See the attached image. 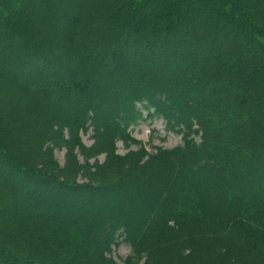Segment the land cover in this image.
<instances>
[{
  "label": "trees",
  "instance_id": "1",
  "mask_svg": "<svg viewBox=\"0 0 264 264\" xmlns=\"http://www.w3.org/2000/svg\"><path fill=\"white\" fill-rule=\"evenodd\" d=\"M84 3L87 19L104 13L95 29L53 20ZM0 23V58L26 59L28 78L0 68V264H264V191L253 181L264 186V0H0ZM199 25L219 27L220 46ZM67 62L81 91L63 110L28 85ZM146 118L182 143L146 150L129 133ZM38 201L83 214L33 213ZM120 243L130 252L119 263Z\"/></svg>",
  "mask_w": 264,
  "mask_h": 264
},
{
  "label": "rangeland",
  "instance_id": "2",
  "mask_svg": "<svg viewBox=\"0 0 264 264\" xmlns=\"http://www.w3.org/2000/svg\"><path fill=\"white\" fill-rule=\"evenodd\" d=\"M65 0H57V2L62 5L64 3ZM82 3V2H81ZM19 6V3H16ZM89 7L86 6V4L84 3L83 6H81L80 11L71 14L70 16H68V14H64L62 12H59L54 14L53 16V20H59L60 22H68L71 19L75 20L76 22H78V24H80V26L82 28H87L90 27V29H95L96 23L92 24L93 22H98V20L104 17V13H99V17H94V18H90L87 19V16H91L92 15H88V13L90 12ZM37 15L40 17L41 14L47 13L48 12V8L46 6L43 5H37L36 9H35ZM87 13V15H86ZM197 13H201L203 16H206V18L210 21H214V19L216 17L212 16V13L209 11H206L205 9L202 8H195L193 10V12L191 13V15L197 14ZM90 14V13H89ZM38 17H35L34 20H30L29 22V26L31 28H37V30L39 31L38 25H39V19H37ZM70 19V20H69ZM147 20V19H145ZM140 28H144L146 27V25L144 24L145 22H140ZM1 24V23H0ZM199 30L202 29V31H204L205 35L204 38L205 40L209 43L210 46H218V40H217V35L220 31V28L217 27V29H215L214 31H207L203 25H199L197 27ZM99 31V30H98ZM93 33V31L91 32V34ZM38 36V35H37ZM12 41V40H11ZM34 41H36L34 39ZM264 42V40H262ZM13 42V41H12ZM67 41H57L55 45V48L51 51L53 52L54 56L60 57L62 55V50L61 47H63V44H65ZM52 43V41H51ZM220 46V45H219ZM47 47V46H46ZM228 46H226L223 50L230 55V57H235L236 59H240V56L243 52V49H229L227 48ZM0 49L5 50L6 46L4 43H0ZM47 49V48H46ZM0 50V51H2ZM245 51V50H244ZM203 51L199 50L196 52V55L202 56ZM91 55V54H90ZM87 55L85 58L89 59ZM41 64V63H40ZM71 64V62H67V63H62L60 66H58V68H54L52 69L51 67H47L45 68L47 70V72H41L40 77L37 78L35 76H30L29 78V88H35L37 90H40L41 92H44V94L48 95L51 97L52 99V104L54 105L55 108L58 109H68L70 106L74 105L76 102V92H80L81 88H79L77 86V82L76 79L74 78H69V75L64 73V70L62 71V67L61 66H69ZM39 66V65H38ZM27 67V62L26 59H22V61L19 64H16L14 61L10 60L8 57H1L0 58V68H2L3 73L9 77V79H15V80H23L27 78L26 75V71L25 68ZM41 67V68H40ZM39 69L42 70L44 69L43 66H39ZM61 70L60 73H58L59 70ZM91 71L90 68H85L83 72H88ZM57 72L58 74V78L59 80H56L55 83L49 82V76L47 77L46 73H55ZM172 72V71H171ZM2 72L0 71V74ZM43 73V74H42ZM49 74V75H50ZM170 75V73H168ZM173 74L175 75V71H173ZM30 75V74H29ZM60 75H62L63 77L60 79ZM169 78V77H168ZM28 79V78H27ZM84 92V91H83ZM218 95H214V96H209L212 99L215 98ZM52 105V107H53ZM49 106L51 107V105L49 104ZM53 107V108H54ZM143 114L145 115L146 112L144 111ZM129 133L130 136L133 137V139L141 142L142 145H144V147H146V150L148 151H153L155 149V147H163V148H172L174 146H177L179 144L182 143V139L181 136L178 134H175L169 130L166 129L164 122L161 119H149L146 118L145 120L139 121L136 125L130 126L129 127ZM81 139L83 144H85L86 146L91 145L92 143V139L90 137L89 133H83L81 134ZM116 147H117V153L119 154H124L125 152H127L128 148L125 147V145L121 142L118 141L116 143ZM137 145L133 144L131 145V149H136ZM54 159L56 160V162L58 163V166L62 167L65 163V150L64 149H55L54 152ZM104 158L103 155H99L97 157V159H99V161H102ZM77 159L82 162L83 158L80 154L77 155ZM91 162H93V159L90 160ZM249 174H251L250 171L244 172V176H248ZM78 179H81L79 176L77 177ZM263 179V177L258 176V178L253 177V181L255 183V186L259 189V191H264V186L262 184L259 183V181H261ZM20 185H22L20 183ZM27 185V184H26ZM121 198L124 200V195H125V191H118ZM12 195L8 196V200H11ZM43 202V201H42ZM47 202H34V205L32 204L31 208H29L33 213H39L41 211H46L45 213H47V215H54L56 216L58 213H60L61 211H65L68 212V214L75 215L78 216V213L83 214L82 208L80 209V211H74V210H68V208H66V205H62L61 203H55L52 202L48 205V208L44 209L45 206L44 204H46ZM36 204V205H35ZM40 205V206H39ZM50 206V207H49ZM43 209V210H42ZM130 252V248L127 244L125 243H120L118 246H115L112 248V253L111 256L112 258L116 261V262H121V260L127 256Z\"/></svg>",
  "mask_w": 264,
  "mask_h": 264
}]
</instances>
